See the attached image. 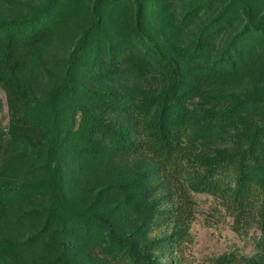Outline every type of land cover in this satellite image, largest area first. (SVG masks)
I'll return each mask as SVG.
<instances>
[{"label": "trees", "instance_id": "trees-1", "mask_svg": "<svg viewBox=\"0 0 264 264\" xmlns=\"http://www.w3.org/2000/svg\"><path fill=\"white\" fill-rule=\"evenodd\" d=\"M0 88L1 254L163 264L202 193L264 226V0H0Z\"/></svg>", "mask_w": 264, "mask_h": 264}, {"label": "rangeland", "instance_id": "rangeland-1", "mask_svg": "<svg viewBox=\"0 0 264 264\" xmlns=\"http://www.w3.org/2000/svg\"><path fill=\"white\" fill-rule=\"evenodd\" d=\"M38 2L40 0H30ZM61 40L54 43L48 56V68L53 67L51 54L60 57L63 54ZM8 109L5 92L0 88V123L6 127ZM1 164V161H0ZM194 219L190 224L188 236L172 251L161 253L163 264H249L253 258L264 259V226L256 218L245 223L217 198L207 194H193ZM164 228L155 226L152 236H159ZM11 232V235H16ZM0 233L1 236H11ZM89 251V250H86ZM85 251V252H86ZM23 259L0 253V264H22Z\"/></svg>", "mask_w": 264, "mask_h": 264}]
</instances>
